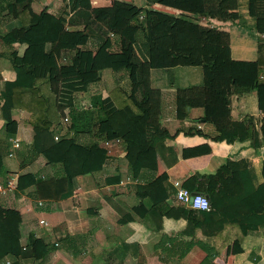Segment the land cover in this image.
<instances>
[{"label":"crops","instance_id":"1","mask_svg":"<svg viewBox=\"0 0 264 264\" xmlns=\"http://www.w3.org/2000/svg\"><path fill=\"white\" fill-rule=\"evenodd\" d=\"M114 1L91 0L94 7L109 6ZM117 1L130 3L139 10L188 15L191 18L200 17L203 9L202 0H163L152 5L147 0ZM13 3L16 4L17 12L23 13L21 17L14 16L11 10ZM27 3L28 0H0V36L10 27L30 24L31 14L23 10ZM66 5V0H34L32 9L42 16L39 29L46 32L59 25L66 27L59 19L65 15ZM129 14L121 11L122 25ZM249 19L246 16L248 22L241 24L203 17L202 24L225 31L230 35L231 42L227 46L205 50L202 72L182 69L179 86L174 83L173 77L162 70L154 71V84L163 89L161 120L172 135L169 143L180 157L176 164L169 167L159 158L156 172L142 170L134 178L125 146L118 136L112 135L111 130L109 132V128L107 130L112 137L107 136L103 140L109 149V158L103 170L92 172L93 154L87 148V143L95 137L72 130L70 135L75 137L79 145V156L85 160V174L78 178L80 186L72 197L62 201L44 200L39 197L34 186L23 191L17 187L5 188V193L0 191V220H4L18 235L22 232L25 239L31 235L32 240L44 238L51 247L46 258L23 259L19 264H264V225L244 235L238 223H220L222 218L239 220L248 214L244 203L222 208L220 216L213 215L206 223L208 238H203L202 232L199 238L186 233L188 220L182 217L179 209L183 203L177 198L178 187L175 184L180 182L184 187L185 181L199 171L203 177L198 192H204L207 175L214 173L229 159L251 161L260 180L264 181V111H259L255 102H250V96L240 98L230 94L233 82L251 85L258 78L264 79V67L260 71L259 65L255 63L257 42L264 36L249 27L252 23ZM137 36L139 42L146 40L143 30H139ZM38 38H42L41 33L30 31L11 46L0 40V88L3 82L17 78V72L9 59L10 54L17 50L19 56H24L28 45ZM80 46L96 52L100 42L84 37ZM122 47V40L117 35L113 50L118 51ZM133 75L130 69L115 71L111 68L87 73L86 77L95 80L89 84L88 90L76 95L75 109L88 112L93 109L95 97H107L117 87L129 89ZM44 88L43 93H46L47 89ZM220 91L226 93L221 95ZM178 97H204L208 110L230 115L235 120L252 115L255 117L253 127L258 132H255L254 138L247 140L233 143L216 141L213 139L216 129L212 124L196 122L205 115V108H189L190 115L185 120L177 117ZM3 103L0 96V150L6 167V174L0 177V185L6 186L8 179H14L18 184V178L26 174L49 178L63 173L60 163H48L43 157L34 154L31 113L15 108L12 112L13 123L8 124L2 111ZM60 122L65 133L68 123L65 118ZM195 126L202 134L196 132L198 129H193ZM17 140L19 147L14 144ZM128 177L135 181L126 185L119 182V179L122 181ZM142 185H163L154 195L160 197L167 194V197L155 202L148 192L140 191ZM39 200H44L45 205L39 206ZM115 205L120 206L126 212L125 215L128 214L127 217L131 215L127 222H120L121 214ZM153 207L163 216L162 221L160 217L155 221L149 218ZM198 216L196 221L203 220L200 212ZM41 220H45L48 225L41 224ZM133 237L135 239L129 242ZM10 263L9 257L0 261V264Z\"/></svg>","mask_w":264,"mask_h":264},{"label":"trees","instance_id":"2","mask_svg":"<svg viewBox=\"0 0 264 264\" xmlns=\"http://www.w3.org/2000/svg\"><path fill=\"white\" fill-rule=\"evenodd\" d=\"M162 1L147 0L149 5ZM33 2L28 0L23 9L31 14L30 24L10 27L0 36V40L11 46L30 31L41 33L42 38L30 43L24 56H19L17 50L10 54L9 59L17 72V78L2 83L0 96L4 100L2 111L8 124L13 123L12 112L15 108L31 113L34 154L43 157L48 163L62 165L63 173L49 178H39L33 174L18 178L17 189L23 191L34 186L41 199L50 201L72 197L80 186L78 178L85 174V160L79 156V145L75 137L70 135L72 130L95 137L87 143V148L93 154L92 172L103 170L109 158V149L103 144L107 136L112 137L108 133L109 128V132L111 130V134L123 142L134 178L142 170L156 172L159 158L169 167L179 161L177 150L169 143L172 135L161 120L163 89L154 84V71L162 70L173 77L174 83L179 86L182 69L202 72L205 50L230 44V35L202 24L203 17L243 24L248 22L246 16H249L252 21L249 27L264 36V0H202V12L200 17L195 18L139 10L130 3L117 0L105 7H94L91 0H66V13L59 17L66 27L59 25L46 32L39 29L42 16L34 13ZM11 10L15 17L23 14L17 12L15 3ZM121 11L130 13L124 25ZM139 30L145 31L146 40L143 42L138 40ZM117 35L123 47L115 51L113 46ZM84 37L98 40L99 49L96 52L83 49L80 44ZM255 63L261 71L264 67V38L257 42ZM106 68L115 71L130 69L134 75L130 77L129 89L117 87L107 97H95L92 110H76V95L88 90L89 84L95 80L86 77V74ZM250 84L233 82L230 94L240 98L250 96V102H255L257 109L263 112L264 79L258 78ZM44 87L46 93H43ZM220 92L221 95L226 93ZM196 107L206 109L202 119H197V124H212L216 129V135L213 136L216 141L233 143L254 138L255 132H258L253 127L254 116L235 120L230 115L208 110L204 97H178L177 117L180 120L187 119L189 108ZM66 117L68 126L64 133L60 121ZM194 128L198 129L197 126ZM196 132L202 134L199 129ZM4 174L6 167L0 150V177ZM202 177L203 173L195 172L185 181L184 187L192 193L208 195L211 208L198 210L181 204L179 209L182 217L188 220L186 233L199 237L202 232V237L208 238L205 229L207 221L213 215L220 216L222 208L239 202L244 203L249 213L239 220L222 218L221 225L236 222L242 227L244 235L264 225V181L260 180L251 161L227 160L214 173L207 175L206 190L198 192ZM159 187L163 185H142L140 191L148 192L158 202L167 197V194L160 197L154 195ZM115 207L121 214L120 222H127L131 215L127 217L128 214L125 215L126 212L120 206ZM199 212L203 220L196 221ZM157 217L162 221L163 216L153 207L149 218L155 221ZM31 236L25 239L22 232L18 235L4 220H0V261L9 257L10 264H19L23 259L46 258L51 250L49 243L44 238L32 240Z\"/></svg>","mask_w":264,"mask_h":264},{"label":"built area","instance_id":"3","mask_svg":"<svg viewBox=\"0 0 264 264\" xmlns=\"http://www.w3.org/2000/svg\"><path fill=\"white\" fill-rule=\"evenodd\" d=\"M143 18V17H141ZM65 121H68V118H65ZM15 146L19 147L20 143L19 140L15 141ZM134 179H132V177H128L126 179H123L120 183L123 185L132 183ZM135 181V180H134ZM176 186L178 187V193H177V198L184 204H187L189 206H191L194 209H198V210H210L211 208V203H210V199L202 193H192L189 189L185 188L182 186V184L180 182H176L175 183ZM17 184L15 182L14 179H10L7 183L6 186H2L0 185V191H2L3 193L6 192L5 188H16ZM201 201H203L207 207H202L201 206ZM45 201L44 200H39V206H44L45 205ZM41 224L47 226L48 223L45 220H41L40 221ZM9 263V262H8Z\"/></svg>","mask_w":264,"mask_h":264},{"label":"clouds","instance_id":"4","mask_svg":"<svg viewBox=\"0 0 264 264\" xmlns=\"http://www.w3.org/2000/svg\"><path fill=\"white\" fill-rule=\"evenodd\" d=\"M200 203L202 207H207V205L203 201H201ZM133 239H135V237L131 238L129 242H132ZM141 242H146V240H142Z\"/></svg>","mask_w":264,"mask_h":264},{"label":"rangeland","instance_id":"5","mask_svg":"<svg viewBox=\"0 0 264 264\" xmlns=\"http://www.w3.org/2000/svg\"><path fill=\"white\" fill-rule=\"evenodd\" d=\"M196 2L198 1L199 2V0H195ZM209 26V25H208ZM76 107V106H75Z\"/></svg>","mask_w":264,"mask_h":264},{"label":"water","instance_id":"6","mask_svg":"<svg viewBox=\"0 0 264 264\" xmlns=\"http://www.w3.org/2000/svg\"><path fill=\"white\" fill-rule=\"evenodd\" d=\"M207 197L209 198V196L207 195Z\"/></svg>","mask_w":264,"mask_h":264}]
</instances>
